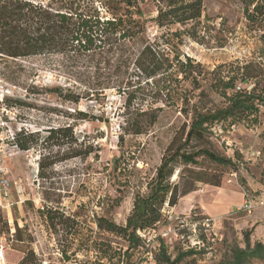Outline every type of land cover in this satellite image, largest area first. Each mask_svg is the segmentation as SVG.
Instances as JSON below:
<instances>
[{"label": "rangeland", "instance_id": "1", "mask_svg": "<svg viewBox=\"0 0 264 264\" xmlns=\"http://www.w3.org/2000/svg\"><path fill=\"white\" fill-rule=\"evenodd\" d=\"M202 3L200 21L164 27L153 21L155 0H141L140 7L149 43L165 48L170 57L178 52L199 64L194 69L201 73L200 88L192 89L187 80L182 84L193 102L208 109L222 104L210 83L217 85L220 77L236 73L246 63H253L261 72L258 87L264 89V25L257 30L245 18L238 0ZM175 31L182 32L175 36ZM135 75L131 77L136 79ZM107 79L95 62L73 61L61 53L0 57V120L4 119L3 107L16 109L13 118L0 126V169L9 181L7 194L0 192V227L9 244V264H19L25 256L26 264H107L100 263L86 247L106 236L98 235L95 218L105 216L124 224L134 196L147 191L146 184L155 175L166 148L175 136L182 135V103L156 104L162 108L150 122V114H137L141 91L136 92L127 112L123 92L99 90L97 84ZM250 82L237 78L235 85L249 89ZM201 90L206 96L199 94ZM127 116L136 118L140 133L131 131L135 123L125 125ZM56 128L70 130L58 141L55 136L47 138ZM215 133L211 130L204 139L191 141L186 149L208 148L232 157L238 170L204 155L196 158V164L177 163L171 181L177 183L179 192L193 188L196 193L176 208L164 205L161 222L154 229L140 231L149 241L148 252L136 253L132 261L153 263L158 239L165 241L171 257L185 251L197 241L194 222H190L194 216L210 219L204 250L179 264H218L229 256L233 244L244 246L246 229L252 228L251 243L264 241V205H255L250 212L235 210L246 200L244 187L254 200H264V104L258 124L224 123ZM16 134L20 139L33 135L25 140L30 146L27 150L16 145ZM221 205H225L221 215L207 213L220 211ZM50 207L61 213L57 232L48 226L45 212ZM62 251L69 260H64ZM252 264L264 262L255 259Z\"/></svg>", "mask_w": 264, "mask_h": 264}, {"label": "trees", "instance_id": "2", "mask_svg": "<svg viewBox=\"0 0 264 264\" xmlns=\"http://www.w3.org/2000/svg\"><path fill=\"white\" fill-rule=\"evenodd\" d=\"M140 1L0 0V57L17 58L55 52L73 61H93L97 69H103L109 78L105 83L97 84L99 90L103 92L112 88L119 93L123 92L127 112L136 98V92L141 91V107L137 114H150V122L155 120L156 112L162 108L156 104L182 103L179 110L185 117L182 135L175 136L166 148L155 175L146 184L147 191L134 196L133 207L125 223L118 224L105 216L95 218L98 235L106 236L98 237V241H92L86 247L95 253L100 263L105 261L107 264H144L146 259L132 261L136 253L140 255L148 252L149 241L146 242L139 231L154 229L163 218L164 205L173 207L180 197L194 191L190 188L179 192L177 183L171 181L177 163L196 164V158L204 155L214 163L232 167L234 172L238 170L232 157L208 148L190 151L186 146L191 141L204 139L211 130L214 133L220 132L224 123L230 126L241 122L258 124L260 106L264 104V89L258 87L261 72L255 69L253 63H246L236 73L220 77L217 85L210 83V88L222 98L221 105L204 109L193 102L192 95L182 81L187 80L192 89H199L201 73L194 69L199 64L189 56L180 57L178 52L170 57V52L165 48L147 41L146 19ZM238 1L245 18L259 30L264 25V0ZM155 6L156 16L153 21L158 27L196 23L202 17V0H155ZM181 32L175 31L173 34L179 36ZM134 74L136 79L131 77ZM237 78L242 83L251 80V87H237ZM199 94L206 96L203 90ZM142 105L147 107L143 108ZM135 119L127 116L125 125L134 126ZM67 130L70 129H51V135L47 138L55 136L58 141L66 136ZM131 131L138 134L141 128L135 123ZM18 136L16 134L14 137L16 145L27 150L30 146L25 140L33 135L21 139ZM89 152L90 149L85 154ZM208 183L220 185L219 181ZM248 190V187L243 188L245 199L254 200L255 197ZM45 214L48 226L57 232L61 213L50 207ZM190 220L192 223L197 222L195 228L199 243H190L185 251H178L171 257L165 241L158 239L157 251L152 252L154 262L151 264H179L183 258L203 252L207 240L206 230L211 224L205 227L201 223L202 217L198 216ZM251 230L246 229L242 234L244 246L233 244L229 256L218 264H252L255 259L264 262V241L251 243ZM61 253L64 260L70 259L66 251ZM27 260L25 256L18 263L26 264Z\"/></svg>", "mask_w": 264, "mask_h": 264}, {"label": "built area", "instance_id": "3", "mask_svg": "<svg viewBox=\"0 0 264 264\" xmlns=\"http://www.w3.org/2000/svg\"><path fill=\"white\" fill-rule=\"evenodd\" d=\"M16 109L13 107L7 108V107H3L2 108V116L4 119L0 120V126H4L5 124H7V119H11L13 118V115L15 114ZM0 192L3 193L4 195L7 194V190L9 187V181L7 179V177L4 176L5 171L3 169H0ZM255 205H264V200H259V201H254V200H248L246 199L245 202L240 206V207H236L235 210H247L248 212H250V209L255 206ZM8 225L11 226V228L13 227V223L12 220L10 218L7 219ZM210 219L209 218H203L201 223L202 225H204L205 227L209 226ZM196 224L197 222H194L192 224V231H193V236L195 238H197L196 236ZM11 231L13 230L10 229ZM140 233V231H139ZM194 243H199L198 240L195 241ZM9 248V244L7 243V240L4 236V234L1 232V227H0V264H8L7 263V258H6V251Z\"/></svg>", "mask_w": 264, "mask_h": 264}, {"label": "crops", "instance_id": "4", "mask_svg": "<svg viewBox=\"0 0 264 264\" xmlns=\"http://www.w3.org/2000/svg\"><path fill=\"white\" fill-rule=\"evenodd\" d=\"M195 193H196V191H192V192H190V193H188V194H186V195L180 197V199H179V201L177 202V204H180L181 201H186V200H188L189 198H193V194H195ZM242 199L244 200V197H242ZM177 204L175 205V208L177 207ZM185 204H186V205H189V203H185ZM190 204H192V203H190ZM189 207H191V206H189ZM224 207H225V205H221L220 211H217L216 213L214 212V213L211 214V211H207V213H208L210 216H219L218 214L221 215V212L223 211L222 208H224ZM208 210H210V209H208ZM222 213H223V212H222Z\"/></svg>", "mask_w": 264, "mask_h": 264}]
</instances>
